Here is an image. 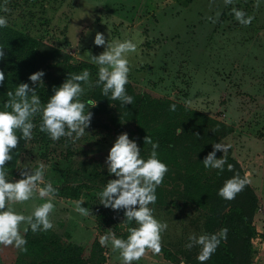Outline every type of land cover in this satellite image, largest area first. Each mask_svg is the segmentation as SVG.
I'll list each match as a JSON object with an SVG mask.
<instances>
[{"label": "rangeland", "instance_id": "1", "mask_svg": "<svg viewBox=\"0 0 264 264\" xmlns=\"http://www.w3.org/2000/svg\"><path fill=\"white\" fill-rule=\"evenodd\" d=\"M3 6L8 9L1 12L8 17V26L60 49L74 65L89 63L88 54L103 51L102 45L93 43L97 31L109 40H138L137 52L129 57V82L136 91L175 100L233 126L234 132L221 143L231 144L226 154L249 174L260 202L253 224L264 234V0H232L230 4L224 0H6ZM233 7L251 15L252 22L238 23ZM89 73L88 82L82 84L80 99L84 101L94 84ZM87 107L91 121L86 133L75 141L66 137L52 141L40 131L37 113L17 173L27 170L25 166L43 163L44 179L53 186L88 183L92 189H84L79 200L89 214L75 211L76 200L55 196L53 228L30 235L28 231L25 236L28 242L30 237L47 233L66 244L82 246L87 256L98 250V243L104 258L101 264H121L118 252L110 244L102 246L99 236L111 230L122 238L126 231L122 211L104 207L97 194L99 187L115 178L108 173L105 158L122 129L113 124L110 112L96 114ZM34 200L43 202L39 197ZM32 203H13L12 207L27 214ZM150 207L157 219L167 223L161 245L171 249L178 262L148 252L133 264L194 262L199 246L185 245L189 235L206 233L204 214L170 205ZM252 246V264H264V239L253 240ZM20 257L24 251L0 247V264H13Z\"/></svg>", "mask_w": 264, "mask_h": 264}, {"label": "clouds", "instance_id": "2", "mask_svg": "<svg viewBox=\"0 0 264 264\" xmlns=\"http://www.w3.org/2000/svg\"><path fill=\"white\" fill-rule=\"evenodd\" d=\"M226 4L232 0H224ZM6 3V0H3ZM0 3V12L8 9ZM236 21L247 25L253 17L243 9H231ZM8 17L0 14V28L8 25ZM93 43L103 46V51L97 55L88 54V62L97 68L95 85L100 86L101 93L119 100L122 106L131 104L133 97L127 93L129 82L130 55L137 52L139 41L135 38L112 39L105 38L99 31L95 33ZM4 47H0V58L5 56ZM44 72L37 70L28 79L36 87L42 84ZM89 70L83 69L78 73L68 74L59 85L54 86L52 95L42 104L36 87L29 83H18L14 91H8L9 99L0 108V247L11 246L20 252L25 251L27 243L25 234L31 230L43 232L53 228V213L56 208L55 194L58 191L51 182H46L43 175L45 165L38 163L35 168L20 172L19 179L9 178L6 171V161L13 160L12 150L18 140H30L33 136V117L39 113L40 131L45 132L52 141L66 137L72 141L83 136L89 126L92 113L86 104L95 105L96 101L80 99L84 89L81 82L89 80ZM4 73L0 71V81ZM176 104L169 105L170 111H175ZM144 144H150L147 157L141 155L136 139L130 138L127 132L119 133L108 149L105 163L107 171L115 178L108 179L102 190L97 194L100 204L111 209H123L124 222L132 221L134 226L127 228V236L121 238L111 230L99 236L103 246L110 244L118 252L121 264H133L150 252L157 255L161 252V235L167 229L166 222L153 215L157 199L156 188L163 181L168 171V165L158 156V142L150 136L143 138ZM231 148L230 143L215 142L212 151L203 158L205 168L223 171L226 164L225 154ZM223 155L216 157V151ZM227 164V169H232ZM250 183L249 174L243 176L234 173L224 180L217 190V195L225 200H232L236 194ZM34 197L43 202L35 203ZM32 201L31 210L26 214L12 207L13 203ZM83 200H76L75 211L88 215L89 209L82 206ZM227 228L222 227L218 232L191 234L188 237L187 248L199 246L196 259L203 264L216 251L222 239L227 237Z\"/></svg>", "mask_w": 264, "mask_h": 264}, {"label": "trees", "instance_id": "3", "mask_svg": "<svg viewBox=\"0 0 264 264\" xmlns=\"http://www.w3.org/2000/svg\"><path fill=\"white\" fill-rule=\"evenodd\" d=\"M0 47L5 48V56L0 58V71L4 73V80L0 81V108L9 99L8 91H14L18 83L27 82L30 87H36L28 77L37 70L44 72L42 79L45 82L36 87V93L43 104L52 95L53 87L59 86L68 74L87 68L94 76L92 93L88 99L96 101L95 105H90L93 111L96 114L110 112L114 125H119L122 132L128 128V133L136 139L142 156L147 157L151 149L150 144H144L145 136L148 135L158 142V156L168 165V171L156 188L155 205L193 208L202 212L206 221V233L218 232L222 227L227 228L226 239L221 240L216 251L203 264H252V241L264 239V234L253 224L260 206L259 198L250 183L232 200H225L217 195V190L225 179L234 173L241 176L245 174L241 164L231 155L225 154L226 164L222 172L205 168L202 163L207 153L212 151L213 143L222 142L234 132L232 125L175 100L138 92L131 82L125 87L127 93L133 97L132 103L122 106L119 100L103 95L100 86L95 85V65L87 62L74 65L71 58L60 49L48 46L8 25L0 28ZM172 103L176 104L175 111L169 110ZM26 143L27 140H18L16 148L12 150L13 160L6 161L9 178H20L17 163ZM221 155L223 152L217 150L216 157ZM227 164L233 166L231 170L227 169ZM53 187L58 189L55 196L71 200H79L84 189H92L84 182ZM98 190L100 192L102 187ZM120 210L124 217L123 209ZM125 224L126 231L122 238L127 236V228L134 226V222L128 221ZM31 233L29 230V235ZM95 247L98 250L94 249L87 256L82 246L66 244L44 233L40 238L30 237L25 245L24 257H20L13 264H101L104 260L102 250L98 243ZM160 253L165 259L178 262L168 247L161 245ZM193 261L188 264H201L197 259Z\"/></svg>", "mask_w": 264, "mask_h": 264}]
</instances>
